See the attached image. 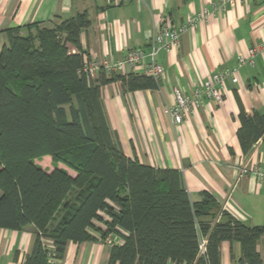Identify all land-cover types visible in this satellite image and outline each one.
I'll return each mask as SVG.
<instances>
[{
  "label": "trees",
  "instance_id": "obj_1",
  "mask_svg": "<svg viewBox=\"0 0 264 264\" xmlns=\"http://www.w3.org/2000/svg\"><path fill=\"white\" fill-rule=\"evenodd\" d=\"M89 25L82 12L51 26L28 25L25 34L6 30L0 50V227L37 228L29 264H51L52 253L60 264L68 242L94 239L92 231L102 239L122 237L112 246V264H221L225 240L241 243V264H262L256 245L264 224L247 225L210 192L192 201L179 170L142 163L115 142L101 87L121 81L146 89L158 82L145 74H86L80 34ZM240 120L238 138L247 154L264 136V115L241 112ZM45 155L74 175L35 162ZM43 236L53 240L54 252Z\"/></svg>",
  "mask_w": 264,
  "mask_h": 264
},
{
  "label": "crops",
  "instance_id": "obj_2",
  "mask_svg": "<svg viewBox=\"0 0 264 264\" xmlns=\"http://www.w3.org/2000/svg\"><path fill=\"white\" fill-rule=\"evenodd\" d=\"M213 2L0 0V50L9 28H21L25 34L28 25L51 26L87 12L90 25L80 34L85 56L116 61L130 49H148L163 22L180 27L189 16L207 8L212 14L183 34L179 48L159 53L165 73L158 87L129 89L121 81L101 87L105 114L115 142L127 156L156 168L179 170L192 201H200L203 192H210L242 222L262 225L264 182L242 174L241 169L264 164V136L244 154L238 130L241 112L264 115V50L253 58L250 55V48L264 40V0H242L219 10L213 8ZM70 49L77 51L72 45ZM225 68H236L238 81H225L221 103L205 100L176 124L169 113L175 102L174 89L190 92ZM142 70L138 66L124 74L140 75ZM36 234L32 224L22 229L0 227V264H29ZM92 234L94 239L69 241L60 264H112L113 244L98 231ZM113 239L115 244L123 242L119 236ZM42 241L49 250L54 248L51 238L43 236ZM256 248L264 264V233ZM241 256L239 241L222 242L221 264H241ZM167 264L176 263L169 260Z\"/></svg>",
  "mask_w": 264,
  "mask_h": 264
},
{
  "label": "built area",
  "instance_id": "obj_3",
  "mask_svg": "<svg viewBox=\"0 0 264 264\" xmlns=\"http://www.w3.org/2000/svg\"><path fill=\"white\" fill-rule=\"evenodd\" d=\"M242 0H214L212 6L215 10L225 9L230 4L241 2ZM215 13V11L213 12ZM212 14L205 8L203 11L188 17L186 23L180 27H172L166 22L160 26L158 31L152 36L149 48H133L120 60L112 61L109 59H97L86 57L83 71L91 77L97 76L104 70L107 74L124 73L127 69L134 70L141 66L145 75L153 77L158 83L165 73L164 65L159 61L158 55L161 51L170 52L181 45L183 34L189 29H193L201 21L207 20ZM264 50V40L256 46L250 48V55L253 58L259 51ZM243 61V60H242ZM237 69L217 71L210 79L198 84L192 91L187 92L179 88L174 89L175 102L169 107V113L176 124H181L185 117L194 109L204 105L205 100H212L221 103L223 99L222 89L225 81L230 79L236 83L238 81ZM242 174H252L264 182V164H255L250 167H243ZM108 243L114 244V239L109 236L105 239ZM55 251V247L51 250ZM51 264H56L54 254L49 257Z\"/></svg>",
  "mask_w": 264,
  "mask_h": 264
},
{
  "label": "rangeland",
  "instance_id": "obj_4",
  "mask_svg": "<svg viewBox=\"0 0 264 264\" xmlns=\"http://www.w3.org/2000/svg\"><path fill=\"white\" fill-rule=\"evenodd\" d=\"M185 118H186V117H185ZM35 162L38 163L39 165H41L42 167L48 169V170H52V169H54V167H55L56 164H57V166H59V167L66 168V169H68V170L70 169V168H69L65 163H63V162H58V163H56V162L53 160V157H52L51 155H45V156H42V157L36 158V159H35ZM97 224H99V223H97ZM100 226H102V229L105 230V228H106V225H105V224H102V223H101ZM109 236H111V235H109ZM109 236H108V237H109Z\"/></svg>",
  "mask_w": 264,
  "mask_h": 264
}]
</instances>
